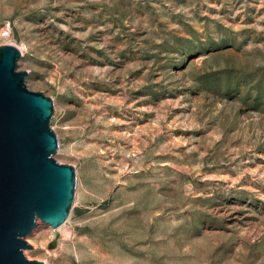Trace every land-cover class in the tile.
Segmentation results:
<instances>
[{
	"label": "rangeland",
	"instance_id": "obj_1",
	"mask_svg": "<svg viewBox=\"0 0 264 264\" xmlns=\"http://www.w3.org/2000/svg\"><path fill=\"white\" fill-rule=\"evenodd\" d=\"M53 102L74 201L43 264H264V0H0Z\"/></svg>",
	"mask_w": 264,
	"mask_h": 264
},
{
	"label": "water",
	"instance_id": "obj_2",
	"mask_svg": "<svg viewBox=\"0 0 264 264\" xmlns=\"http://www.w3.org/2000/svg\"><path fill=\"white\" fill-rule=\"evenodd\" d=\"M20 51L0 46V264H43L24 254L39 219L60 227L71 211L75 170L55 161L53 102L25 83Z\"/></svg>",
	"mask_w": 264,
	"mask_h": 264
}]
</instances>
